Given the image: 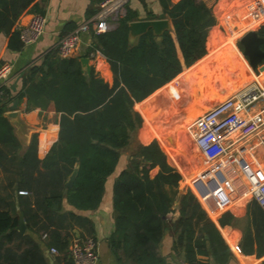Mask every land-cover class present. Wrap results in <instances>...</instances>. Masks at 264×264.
Here are the masks:
<instances>
[{"label":"trees","instance_id":"16d2710c","mask_svg":"<svg viewBox=\"0 0 264 264\" xmlns=\"http://www.w3.org/2000/svg\"><path fill=\"white\" fill-rule=\"evenodd\" d=\"M159 3L163 16L171 22V31L159 36L148 31L133 38L128 29L132 14L126 9L115 28L91 35L88 49L98 50L106 58L114 77L112 85L96 77L93 70L86 73L75 51L61 59L50 50L22 73L21 88L15 94L0 86V172L4 182L0 185V264H49L42 252L43 244L58 251L56 261L72 264L66 250L74 227L89 234L92 231L90 220L79 212L99 206L122 152L131 147L133 134L142 127V114L153 119L159 113L156 95L148 96L207 52V29L214 23L211 7L204 0ZM28 10L42 15L35 0H0V34L9 36V49L22 47L13 28ZM257 34L264 38V23L258 26ZM226 43L233 44L234 36ZM261 48L264 50V43ZM230 52L234 53L225 47L211 66L204 61L176 83L196 82L197 90L209 99L214 93L213 77L230 64ZM232 61L233 66L238 62ZM204 74L206 79L202 78ZM176 83L167 86L165 93L173 96L179 92L181 88ZM214 96L220 98L218 94ZM23 98L29 106L42 109L52 104L59 113L57 140L42 159L37 156L36 135L21 151L6 116L9 103L15 105ZM139 102L141 113L134 109ZM149 138L151 135L145 133L144 139ZM122 164L111 186L114 228L107 240L110 250L119 262L163 264L156 248L181 175L169 164L156 140L131 147L127 164ZM154 168L157 172L151 177ZM75 169L73 182L67 186ZM179 204L176 246L184 249L186 262L207 264L196 262L195 256L209 252L218 261L227 249L214 223L190 192L181 196ZM17 210L25 221L24 233L16 228ZM255 225L263 251L264 214L260 210ZM41 234H46L45 241Z\"/></svg>","mask_w":264,"mask_h":264},{"label":"crops","instance_id":"0c3cea01","mask_svg":"<svg viewBox=\"0 0 264 264\" xmlns=\"http://www.w3.org/2000/svg\"><path fill=\"white\" fill-rule=\"evenodd\" d=\"M171 1L175 2L177 0ZM204 1L211 7V15L214 19L213 25H210L207 29V52L198 59L199 61L196 60L190 66L183 67L179 74L148 96L156 95L157 98H160L159 100L157 99L156 102L157 109L159 108V113L154 118L171 120L172 113H175V116L182 117L183 119L192 115L191 117L194 116V118H192V121L188 124L192 125V122L197 116L211 107L213 104L211 101L213 99L211 96L209 99L204 98L201 92L197 90L196 82L189 80L179 85L176 81L192 68L203 63V60L213 52V49L216 48H212L214 47L213 44H216L217 47H219V50H221L220 45L235 46L234 44L236 42L234 44L226 43L227 39L231 36H234V41H238L239 47L242 49V58H247L243 55V48L239 41L248 32H257L258 26L264 23V2L262 0ZM35 2L38 8L41 9L42 15L45 17V27L44 33L34 44L22 46L18 50L9 49V36L0 34V64L6 62L11 65V70L7 79L0 82V86H6L13 94L21 88L22 73L32 64L38 63L45 53L54 50L60 37L65 35V33H68V31H72L76 26L92 16L98 9L101 0H35ZM126 9H129L132 14V19L128 21V26L131 22L137 21L167 20L168 29L163 30L160 34L164 31L172 30L171 22L168 18L163 16V8L159 3V0H129ZM126 9L124 16L127 13ZM33 14H36L33 10H28L22 13L16 20L13 29L18 32L17 29L27 25ZM148 31L153 32L152 30H147L145 33ZM153 34L155 33L153 32ZM83 41L85 44L79 50L75 51L79 54V59L88 58L89 71L93 70L96 77L102 79L108 85H112L114 77L106 58L98 50H91L94 54L90 57V50L88 48L89 43L91 44L92 41L91 36L83 35ZM233 51H236V53L238 52L236 46L233 48ZM178 54L180 60H182L179 51ZM212 59L216 60V58H211V60ZM211 60L206 61L210 62ZM249 68L253 77H255V80H253L252 83L247 84V86L241 87L238 92H242L243 90L256 85H259L264 89V61L262 60L257 64L255 70L251 67ZM260 81H262L263 84ZM174 82L176 83L177 88H181L180 91L175 94L172 93L173 96H171V94H166L164 89ZM162 91L164 92L161 94V97L159 94ZM236 93H232L231 95ZM216 102L218 101H214V104ZM198 103L202 104L198 105ZM262 103V101L255 103L249 111L250 114L257 111ZM141 104L142 103L139 102L136 106L134 105V109L140 113ZM10 105L11 107L7 109L6 114L11 112L16 113L13 118H9V121L14 128L15 135L21 143V151L26 149L31 137L36 135L37 156L42 159L49 151L51 145L57 140L59 113L54 111L52 104H49L45 109L29 106L25 98L20 102H17L15 105L11 102L9 103V106ZM170 109L172 111H170ZM173 110L175 112H173ZM169 111L171 114L168 113ZM142 116V119L147 124H151L150 120L152 119L145 117L143 114ZM188 125L187 134L189 135ZM164 132V130H161V134ZM135 134H133V136ZM152 134L155 135V137L160 136L156 132L154 133V131ZM21 136L23 137V141L20 140ZM260 137L261 134L253 136L247 141L242 142L241 147L247 148L249 146H254L253 151L255 160L259 166L264 167V144L260 143ZM151 141L152 140L140 143L145 145ZM180 151H174L175 157L172 161L174 166L168 161L169 164L181 175V181L171 206V212L164 216L165 223L163 235L156 248L157 253L163 259V264H188L185 260L184 249L180 246H176V239L179 230L175 227V220L178 217V210L180 207V198L186 192H190L194 196L202 210L214 223L227 249L225 254L219 256L220 259L218 261H216L209 252L204 255L200 253L196 254V262L207 264H262L264 261V249L263 251H260L261 242H258V231L255 225V222H257V213L259 210L262 211V209L249 194V184L238 166L230 164L227 160L223 163H219L206 174L204 179H198L194 182L195 190L192 191L188 187L186 180H184L185 176L179 171H182L183 169L187 172V175L191 176L193 174V168L190 169L187 166L189 165L187 159H189V156L192 153L184 151V155L183 153H180ZM129 152H131L130 148L122 152L121 161L117 167V171H115L106 182L105 194L99 206L91 211L79 212L90 220L92 226L91 234L87 233L82 228L74 227V234L79 236H92L98 241L99 259L97 264H132L125 261L119 262L112 254L107 241L114 228L111 186L118 171L123 167L122 162L125 161L127 164ZM175 161H177L180 166H178ZM156 172L157 168L152 169L150 171V176H154ZM1 183L3 184L4 182L3 174L0 172V185ZM262 213L264 214L263 211ZM16 215L17 218L22 216L18 210L16 211ZM25 231H27L26 228ZM43 245L42 252L49 264H64L62 261H56L54 259L55 256L48 252L49 248ZM205 245L209 251L208 243L206 242ZM66 253L71 260L68 254V247Z\"/></svg>","mask_w":264,"mask_h":264},{"label":"built area","instance_id":"2783aa9c","mask_svg":"<svg viewBox=\"0 0 264 264\" xmlns=\"http://www.w3.org/2000/svg\"><path fill=\"white\" fill-rule=\"evenodd\" d=\"M128 3L129 0H102L92 16L59 38L55 55L67 58L85 44L83 35H99L113 29L124 16ZM44 27L45 17L33 14L27 25L17 29L22 46L34 44L44 33ZM93 54L89 52L90 57ZM10 70L9 63L0 64V82L7 79ZM258 101H262V105L250 114L251 107ZM188 131L196 150L195 157L191 154L188 161L198 165V171L186 182L190 190H195L196 180L204 179L216 165L227 160L238 166L249 184V194L264 212V167L255 160L254 146L241 147L242 142L259 134L260 143L264 144V89L256 85L225 97L197 116L192 125H188ZM18 193L27 194L25 191ZM45 238L46 234H42L41 239ZM48 252L58 255L53 247ZM68 254L72 264H97L98 242L92 236L74 234L68 245Z\"/></svg>","mask_w":264,"mask_h":264},{"label":"rangeland","instance_id":"374dc122","mask_svg":"<svg viewBox=\"0 0 264 264\" xmlns=\"http://www.w3.org/2000/svg\"><path fill=\"white\" fill-rule=\"evenodd\" d=\"M234 43L233 44L236 46V48L238 50L237 53H236V51L235 52L233 51V48L235 46L223 45V46H221V50H217L216 52H212L207 58H205L203 60V61H206V60H211V58H216V56L220 53V51H222L225 47H229L231 51H233L235 54H237L236 57H234L235 56V55L233 56L234 53L230 52V57L232 56L231 60H230V64H227V68H225L224 71L219 72L217 75H215L213 77L212 82L215 86L213 88V92L216 95L217 94L220 95V98L217 99L214 96L215 95L214 93H213V95L211 94V97L213 99L211 102L213 104H214V101H219L221 99H224L227 96H230L232 93L238 92L241 87H245V86H247V84H250V83H252L253 80H255V77H253L251 70L249 68L250 65L248 63L247 58H244L245 61L242 58V49L239 47L238 41H234ZM232 59L238 60V62L234 66L232 65V62H233ZM203 61H201V62H203ZM233 63H235V61ZM206 77H207L206 74H204L202 78L206 79ZM260 82L262 83V81H260ZM157 99L159 100L160 98H157ZM157 99H156V101H157ZM201 104L202 103H198V105H201ZM192 118H194V116L191 117L190 119H188L187 121H186V119L183 120V118L182 117L180 118L179 116H173L171 120H165V118L164 119L153 118L150 122L152 125L151 128L143 120L142 127L137 130L136 134L132 138L131 147H133L134 145H137V143H140V142H145V141H149V140H158L157 142H159L160 147L164 150L168 161H170V164H172V165H173V163H172L173 158L175 157L174 151H180L182 149L180 151V153L184 154V151L191 152L192 156L195 157L196 150L192 146L191 139H190L189 135L187 134V125L192 121ZM152 128L155 130V132L157 134L160 135V138L159 137H153ZM156 128L160 129V130H164L165 132L163 134H161L159 131L156 130ZM145 133H149L151 135V138H149V140H146L143 138ZM20 140L23 141L22 136L20 137ZM131 147H130V149H131ZM183 149H185V150H183ZM187 160H189V159H187ZM175 162L177 163L178 166H180V164L177 161H175ZM187 162L189 164L187 166L190 169L193 168L192 173L198 171L197 170L198 169L197 164L194 165L191 161H187ZM179 171L185 176L184 180H186V182H187V179L189 177V175H187V172H185L183 169H182V171L181 170H179ZM190 173H191V171H190Z\"/></svg>","mask_w":264,"mask_h":264},{"label":"water","instance_id":"95a60500","mask_svg":"<svg viewBox=\"0 0 264 264\" xmlns=\"http://www.w3.org/2000/svg\"><path fill=\"white\" fill-rule=\"evenodd\" d=\"M128 27L131 37H136L140 34H143L147 30H152L155 34L159 35L163 30L168 29V22L167 20L137 21L131 22ZM239 43L243 48V55L247 57L250 67L255 70L257 64L264 60V50H262L260 47V45L264 43V38L259 37L256 31H250L240 39ZM80 62L82 64L83 70L88 73V58H81ZM15 115V112L6 114L8 118H13ZM76 173L77 169H75L70 175L66 183L67 186H71ZM16 228L21 233H24L26 226L24 224L22 216L18 217V224Z\"/></svg>","mask_w":264,"mask_h":264},{"label":"bare ground","instance_id":"6f19581e","mask_svg":"<svg viewBox=\"0 0 264 264\" xmlns=\"http://www.w3.org/2000/svg\"><path fill=\"white\" fill-rule=\"evenodd\" d=\"M214 42H215V40H214ZM214 45V47H212V48H215L217 45L216 44H213ZM217 48L218 47H216L215 49H213V52H216L217 51ZM214 60L215 59H212L210 62H209V66H211L212 65V63L214 62ZM163 134V133H162ZM153 137H155V135H153ZM159 138H160V136H159Z\"/></svg>","mask_w":264,"mask_h":264}]
</instances>
